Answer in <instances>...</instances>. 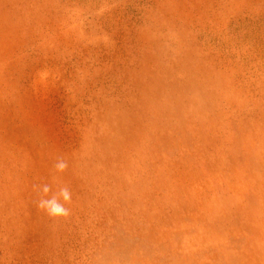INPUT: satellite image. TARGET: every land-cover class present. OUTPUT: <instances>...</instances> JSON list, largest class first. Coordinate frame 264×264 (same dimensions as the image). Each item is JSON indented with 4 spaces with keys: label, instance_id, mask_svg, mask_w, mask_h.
<instances>
[{
    "label": "rangeland",
    "instance_id": "rangeland-1",
    "mask_svg": "<svg viewBox=\"0 0 264 264\" xmlns=\"http://www.w3.org/2000/svg\"><path fill=\"white\" fill-rule=\"evenodd\" d=\"M254 210L264 0H0V264H264Z\"/></svg>",
    "mask_w": 264,
    "mask_h": 264
},
{
    "label": "clouds",
    "instance_id": "clouds-1",
    "mask_svg": "<svg viewBox=\"0 0 264 264\" xmlns=\"http://www.w3.org/2000/svg\"><path fill=\"white\" fill-rule=\"evenodd\" d=\"M57 173H64L68 169V161L64 158H57L53 164ZM41 199L37 202V207L44 211L49 217L54 219L66 218L70 215V208L67 207L72 200V192L67 186L60 187L53 192L48 184L38 186ZM49 193H52L49 195Z\"/></svg>",
    "mask_w": 264,
    "mask_h": 264
},
{
    "label": "bare ground",
    "instance_id": "bare-ground-1",
    "mask_svg": "<svg viewBox=\"0 0 264 264\" xmlns=\"http://www.w3.org/2000/svg\"><path fill=\"white\" fill-rule=\"evenodd\" d=\"M239 102V101H238ZM245 156H246V154H245ZM229 173L225 176V177H228L229 178ZM236 175V174H235ZM239 175V174H238ZM225 177H224V179L223 180H225V181H227L228 180V178H226L225 179ZM241 177H243V176H241ZM261 177V176H260ZM237 178V177H236ZM248 182V181H247ZM240 184H242L241 182H240ZM226 185H227V183H226ZM238 185V184H237ZM241 186V185H240ZM229 187V186H228ZM235 189L237 188V187H234ZM248 188V187H247ZM229 190V189H228ZM238 190V189H237ZM227 193V192H226ZM232 193V192H231ZM237 195V194H236ZM231 196V195H230ZM233 197H235L234 195H232ZM238 196V195H237ZM242 196L243 197H245V194H244V189H243V193H242ZM224 199V198H223ZM245 199V198H244ZM226 200H227V198H226ZM229 200V199H228ZM251 201V200H250ZM236 203V202H235ZM216 204H217V202H216ZM219 204V203H218ZM213 205V204H212ZM219 207V206H218ZM255 207V206H254ZM215 208H217V207H215ZM222 208V207H221ZM235 208H236V206H235ZM246 208V207H245ZM220 209V208H219ZM226 209V208H225ZM248 210V209H247ZM233 211V210H232ZM243 211V210H242ZM256 210H254V211H250V212H247V213H245V216H243L242 215V217L243 218H247L248 220H250V222H252V223H256L255 225H257V227H259V229H260V233H262V235H263V233H264V231H263V226L261 225V222L260 221H258V222H255L253 219L256 217L257 219H258V217H257V215H256V212H255ZM241 214V213H240ZM248 216V217H247ZM248 222V221H247ZM260 225H261V227H260ZM245 228H249V224H247L246 223V225H245V227H244V229ZM246 230V229H245ZM199 231V230H198ZM204 231V230H203ZM220 232V233H219ZM219 232H217V228H216V231H215V233H218V234H221V230H219ZM201 233V232H200ZM200 233H198V234H200ZM223 234H225V233H223ZM193 237V236H192ZM221 237L222 236H220V238L219 239H221ZM226 239V238H225ZM198 241V240H197ZM188 242V241H187ZM256 243V242H255ZM263 246V245H262ZM193 251H194V249H193ZM246 252H247V250H245ZM249 253H251V252H249ZM118 261V260H117Z\"/></svg>",
    "mask_w": 264,
    "mask_h": 264
}]
</instances>
